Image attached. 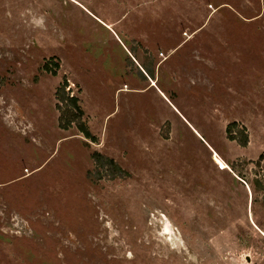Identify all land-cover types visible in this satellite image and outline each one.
I'll return each instance as SVG.
<instances>
[{
  "label": "rangeland",
  "instance_id": "1",
  "mask_svg": "<svg viewBox=\"0 0 264 264\" xmlns=\"http://www.w3.org/2000/svg\"><path fill=\"white\" fill-rule=\"evenodd\" d=\"M0 264H264V0H0Z\"/></svg>",
  "mask_w": 264,
  "mask_h": 264
},
{
  "label": "trees",
  "instance_id": "2",
  "mask_svg": "<svg viewBox=\"0 0 264 264\" xmlns=\"http://www.w3.org/2000/svg\"><path fill=\"white\" fill-rule=\"evenodd\" d=\"M69 101L73 105V107H75V109L79 113H81L80 108L77 106V100L75 98H71ZM68 122L70 124L71 121L69 120ZM236 127L237 125L235 123L228 125L226 130L227 135L230 137L232 141H237L241 147H246L248 145V136L245 135L244 133L245 131L243 129L237 132L239 135L234 134L235 132L234 130ZM82 132L85 134L86 138H90L89 133L87 131L82 129ZM96 157H97V161H100V163H102L106 167L108 166L109 168H112L113 171H118V166L114 163L113 160H110L105 157H101L99 155H97Z\"/></svg>",
  "mask_w": 264,
  "mask_h": 264
},
{
  "label": "bare ground",
  "instance_id": "3",
  "mask_svg": "<svg viewBox=\"0 0 264 264\" xmlns=\"http://www.w3.org/2000/svg\"><path fill=\"white\" fill-rule=\"evenodd\" d=\"M215 161L217 163V165L222 168V169H228V166L219 158H217V156L215 157Z\"/></svg>",
  "mask_w": 264,
  "mask_h": 264
}]
</instances>
